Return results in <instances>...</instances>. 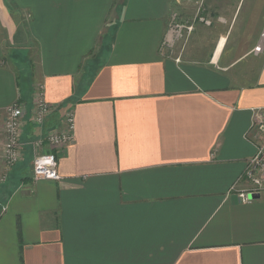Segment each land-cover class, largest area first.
I'll return each instance as SVG.
<instances>
[{"label":"crops","instance_id":"0c3cea01","mask_svg":"<svg viewBox=\"0 0 264 264\" xmlns=\"http://www.w3.org/2000/svg\"><path fill=\"white\" fill-rule=\"evenodd\" d=\"M240 2L0 0V115L27 107L25 162L0 183V264H264V189L238 198L264 14L230 41ZM173 15L192 29L162 49ZM36 85L53 109L43 133L74 115L58 182L32 180Z\"/></svg>","mask_w":264,"mask_h":264},{"label":"built area","instance_id":"2783aa9c","mask_svg":"<svg viewBox=\"0 0 264 264\" xmlns=\"http://www.w3.org/2000/svg\"><path fill=\"white\" fill-rule=\"evenodd\" d=\"M176 15H173V23L163 39L162 49L171 50L175 41L182 37V28L186 32L191 31V27H182L175 23ZM204 22V21H203ZM208 23V22H206ZM262 50L260 42L254 52ZM178 61V59L176 60ZM32 107L30 110V124L34 128L35 136L28 142L32 150V180L58 182L61 176L57 171V157L54 151L73 141L75 121L72 111L64 115L62 128L56 131L42 132L49 116L53 113L52 107L45 101L42 85L34 88ZM253 116L250 124V131L257 135L252 139L248 135L245 139L251 143L256 150L252 159L247 163L243 175L239 181L247 184L249 189L238 192L241 203H250L252 195H259L264 189V108L253 109ZM25 107L20 101H15L4 109L0 115V183L4 182L7 173L21 160L24 151L22 142L24 128ZM47 148L48 152H42ZM236 187L233 186V190Z\"/></svg>","mask_w":264,"mask_h":264},{"label":"rangeland","instance_id":"374dc122","mask_svg":"<svg viewBox=\"0 0 264 264\" xmlns=\"http://www.w3.org/2000/svg\"><path fill=\"white\" fill-rule=\"evenodd\" d=\"M252 4L254 5V7L251 8V10H250L249 7ZM251 14H252V18L253 17L254 18L252 19V21L248 22L247 27H246V23L248 21L247 17L250 16ZM263 14H264V0H241L239 8H238V10H237V12L235 14L232 26H231L230 30L228 31V33H227V38L229 37L230 41H233V39L236 36L239 35L240 31L244 30V29H248L249 33L251 31L256 32V31H258L261 28H262L261 29V31H262L263 30V26L260 23V17L263 16ZM181 26L183 27L182 24H181ZM182 30L185 31L184 28H182ZM263 34H264V32H263ZM263 41H264V39H263ZM230 45L231 44H229V46ZM32 100H33V97H32ZM32 100H31V103H30V110H31V107H32ZM24 107H25V115H26L27 114V107H26L25 104H24ZM29 114H30V111H29ZM25 115H24V117H25ZM24 123H25V121H24ZM24 126H25V124H24ZM23 135H24V133H23ZM48 151L49 150L47 148H44L42 150V152H48ZM24 153H25V150L23 151V156H22L21 160L18 163L25 162V161H23L24 157H25ZM30 156H31V162L29 163V165H30L31 174H32V164L31 163H32L33 154H32L31 148H30ZM26 164H28V162Z\"/></svg>","mask_w":264,"mask_h":264},{"label":"water","instance_id":"95a60500","mask_svg":"<svg viewBox=\"0 0 264 264\" xmlns=\"http://www.w3.org/2000/svg\"><path fill=\"white\" fill-rule=\"evenodd\" d=\"M259 197V195H252L250 198L252 199V200H255V199H257Z\"/></svg>","mask_w":264,"mask_h":264},{"label":"bare ground","instance_id":"6f19581e","mask_svg":"<svg viewBox=\"0 0 264 264\" xmlns=\"http://www.w3.org/2000/svg\"><path fill=\"white\" fill-rule=\"evenodd\" d=\"M224 42V41H223Z\"/></svg>","mask_w":264,"mask_h":264}]
</instances>
